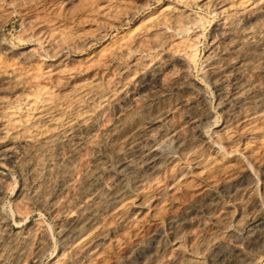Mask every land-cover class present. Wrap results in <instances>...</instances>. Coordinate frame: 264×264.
Listing matches in <instances>:
<instances>
[{
    "label": "rangeland",
    "instance_id": "rangeland-1",
    "mask_svg": "<svg viewBox=\"0 0 264 264\" xmlns=\"http://www.w3.org/2000/svg\"><path fill=\"white\" fill-rule=\"evenodd\" d=\"M36 1L37 0H34L33 2H36ZM38 1H39V4H35V3H33L31 5L26 4L23 7L19 4H16L9 12H6L3 15L1 23H0V46H1L0 47V55H1L0 61L2 62L1 66L4 64L3 66H5V67L17 68L19 70H24L26 72H30V67H33V66H35V67L37 66V68H39L43 71H47V69L49 71H51V70L55 71L56 69H62V70H64V72L61 76L58 77L57 75H53V77L51 79L50 78L44 79L46 82H43L45 84L52 85L53 88L55 89V91H57V92H62V91L64 92V91H66L65 89H70V87L72 86V84L74 82L79 81L81 79H97L103 83L109 82V80H110L112 82L111 89L112 90L114 89L116 99L114 102H112V104L108 105V107L96 106V108H97L96 109V108H94V106H92L93 104L91 103V100L89 99V97L84 96L81 98V102H80L81 105L84 106L85 108L90 107V112H91L92 117H93L92 120L95 124L94 133L93 132H91V134L87 133V131L85 130V126L79 122L76 124L75 133L74 132L73 133L68 132L62 128H60L58 130L59 140L63 146L62 150H65V148L67 149L68 145L77 146L76 147V153L74 154L73 165H71L70 167H68V165H66L64 163H61V161H59L60 155L58 153V148L56 147L57 142H54L50 146L51 148L49 147L50 151L48 150L45 152L42 151V149H38V147L36 145L28 147L25 155H23L22 159L20 160L21 164L19 167L22 170V177H21L20 173L17 171V168L15 166L13 167L14 158L11 155L3 156L4 157L3 159L0 158V179H5V181H6V182H3L4 189L2 192L3 193L2 199L0 201V222H1L0 223V232H5L6 228H7V231H10L9 233L12 234L13 238H17L18 242L21 241L19 243L20 247L27 245L28 249H30L31 247L34 248L32 252L30 250L27 252V254H26L27 259L25 258L26 259V260H24L25 263L23 262L22 264H29L30 259L32 257V254L36 250L35 246L37 248V245L39 244L41 239H43L44 234L50 233L48 235L54 236V242L52 243L53 246L51 244L50 248L46 252H44L45 255L43 254L42 259H41L42 264H46V263L48 264L49 260L51 258V255H53L56 250H58V249H60V247H62L63 240L61 239L59 234L56 232L57 226H55V225H59L63 221V217H62L63 215L62 214L65 211L63 207H66L67 204L69 203L70 198L75 195L76 190L73 191V189H75L76 187L78 188V186H79L78 184L80 182H82L83 177L85 175V172H87L89 174L93 171V169L94 170L97 169L96 167H97L98 163H101L103 165V167L105 168V169L96 170L97 173H101V170L102 171L105 170L104 173H102L103 179H106V176L108 175L109 178L107 179V181H119L120 180L123 184L126 185V192L131 198H137L138 197V195L140 193V188H139L138 183L135 181V178L130 173V171L128 169L123 168L119 163L120 158L122 156L126 155L128 152V148H127L128 145H127V141H125V138L127 137V132L129 130L132 131V130L136 129L137 127L140 128V131L142 132V134H141V138L139 139L138 146L141 150H145V149L147 150L156 144L157 146L163 147L165 150L169 151V149H170L169 147L173 146L172 143H174V138L171 135V133L173 132L172 130H174L175 128H178L179 125L183 124L184 126L186 125L185 126L186 131L185 130H183V131L186 135V143H188L189 140L192 138L191 135L193 134V132H192L193 130L189 131V130H191V129H189L190 125H191V127L193 126L194 132L198 131V130L206 129L208 126L207 119L205 117L204 112L202 111L203 107L207 106L205 108H208V110L211 111V113H212L211 120L212 121H216L218 123L222 119V121L219 122V123H221V122H224L228 119V117H229L228 113H231L232 111L234 113L238 112L241 108L243 109L244 105H245L244 108H248V107L253 106L252 97L258 91L257 89L252 88L249 91L245 92L242 95V99L239 101L234 98V93L236 91V86L238 85L239 81L243 77L249 76L253 71V69H252L253 65L250 62H248V60L251 57L253 59H257V61L261 60L259 62L262 65H264V52L263 51H255L254 45H253L257 36L262 35V33L259 32L257 29L254 30V33L252 36H250L248 38L240 39V41H238V43L234 46V48L230 49L229 51H223L221 49L224 46V44H226V42H227L226 41L227 35L224 33V30L222 29L223 27L229 26L230 24H232L234 22V20L240 21L241 23H243L245 25H249V24L252 25L254 23L255 18L252 15V12L247 11L241 16V14L238 13V8L236 5L228 8L224 11H220V10H218V8L214 7L211 4H203L204 0H171V1L170 0H138V1L132 0L129 3H127V0H90V1H88V0H80V1L76 0L77 2L79 1L78 3L76 1H72V0H54V1L53 0H38ZM229 1L234 2L235 4L238 2V0H229ZM90 4H91V6H93L90 9L91 11L90 10H88L87 12L84 11L83 8L85 6H89ZM111 4H113L112 7H111ZM119 4H120V6L117 7V5H119ZM129 4H130V6H129ZM166 5L167 6L168 5L181 6L183 8H186V10L190 11L194 16H196V17L198 16L197 17L198 20L203 18V19H201V21L199 20L198 25H197V27L200 30V32L202 33V35L200 33L201 36H199L195 40V43H197V45L195 44L196 48H193L189 53H175V54L171 53V51H169V49H168L169 42H166V40L167 41H170V40L165 38V36H164L165 34L164 35L161 34L162 36L160 34H156L157 31L160 29V27L162 28L163 26L156 24V22L154 23V21H152V17H154L160 11L165 9ZM138 6H142L143 8H141L140 10H135V8ZM124 7H126L125 12L129 11L126 14L127 16L125 15L123 20L119 21L117 24L105 27V29H103L105 31V33H104V31H101L102 32L101 35L98 36L93 42L86 43V44H84L85 46L84 45L83 46L82 45H72L70 48L66 49V51L63 53L58 52V51H55L53 53V51H52L53 44L55 42H57L58 39H56V37H55L56 34L53 35V37L50 36V34H51L50 30L55 29L54 31H56V30L59 31V29H66L67 28L68 30L71 29L72 31L76 30V32H79V33L89 32L88 30H92L94 28V24L89 23V25H88L87 23H85V21L83 20L84 16H85L84 12H86V14L89 13V15H91L92 18L95 19V22H98V23L103 22L104 23V22H107L108 20H110L118 12V10H121V8H124ZM131 7L133 8V10ZM260 8L261 9L264 8V2L261 3ZM114 12H116V13H114ZM11 13H13V14H11ZM40 13H41V15H40ZM232 14H235V15H232ZM21 15H23V16H21ZM63 17H64V19H62ZM30 18H32V19H30ZM35 18L38 20H36ZM233 18H234V20H233ZM67 19H69V20H67ZM237 19H239V20H237ZM105 20H107V21H105ZM142 20H143V22H142ZM99 21H101V22H99ZM56 24H58V25H56ZM129 25H131V26H129ZM144 25H146L148 27H146ZM149 25L152 26L153 28H149L150 27ZM164 26H167V23ZM208 26H209V28H208ZM39 27L42 29H40ZM135 27H136V29H135ZM148 29H152V30H148ZM45 30H47V31H45ZM82 30H84V31H82ZM25 31H27V32H25ZM128 32L130 34L136 35L139 39L138 41H140V42L138 44L128 42L126 40V38L130 35ZM53 33H55V32H53ZM153 33H155V35ZM153 35H154V37H153ZM16 36L18 38H16ZM32 36L34 38H32ZM28 37H30V38L28 39ZM154 41H156L157 43L154 44L155 43ZM48 43H50L51 46ZM146 43L148 44V46ZM214 43H215V45H214ZM80 46H82V47H80ZM217 46H221V47L218 49V48H216ZM8 47H9V49H7ZM33 47H36V51H35L34 55L31 56L28 52ZM154 48L158 51V52L156 51L157 53L155 52ZM17 49H19V50H17ZM45 50H46V52H45ZM100 50H102V52ZM43 52L48 53L50 57L47 56V54H44ZM142 53H144V54H142ZM98 55H99V57H98ZM195 55H196V57H195ZM45 56H47V57H45ZM233 56H235V57H233ZM43 58H45V59H43ZM175 58H176V60H175ZM193 58H194V60H193ZM235 58H236V60H235ZM181 61H183V62H181ZM230 62H231V64H230ZM49 63H51V64H49ZM81 63H84V64H81ZM24 65H26V66H24ZM193 65H194V67H193ZM208 65H215V66L220 65L222 67L227 68L226 75L222 78H219V84L221 85V87L225 88L226 95L219 97L217 87L212 85L211 83H209L206 80V78L204 76V72H205V69L207 68ZM71 66H72V68H71ZM151 67H153V69ZM188 67H190V68H188ZM154 69H158L159 71L161 70L160 72H162L163 75L165 74L166 76H165V79L163 80L164 81L163 86H159L160 83L159 82L156 83L157 81L153 82L152 88H154V90L150 91V90H147L144 88L143 83H144L145 78H146L145 75ZM182 69L187 70V71L185 70V72H186V74H188L187 76H188L190 82H189V80L186 81L180 77ZM138 72L139 73L141 72V73L139 74ZM127 77H129V78L127 79ZM194 78H196V79L202 78V80L204 81V84L200 85L201 88H199V84L195 83L196 79H194ZM170 80H171V82H170ZM206 84H207V86H206ZM124 85H125V88L127 89L126 92H124V93L118 92V88H120ZM12 86H13V82L12 83L8 82L7 84L5 83L3 85H0V88H4L6 91L5 97H6L7 101H9V103L13 106V111L15 113V117L17 118L18 125L14 128H11L10 129L11 131L10 130L8 131L9 134L8 133L7 134L2 133V130L0 128V146L10 145L13 142H15L16 138L17 139L26 138L30 133L34 132V130H36L38 128L36 120H33V118L26 117L24 110L21 109L19 111V109L16 107V105H17L16 92ZM159 94H160V96H159ZM170 94H172V95H170ZM200 96H201V98H199ZM224 101H226V102H224ZM89 103L92 105H90ZM218 103H220V104H218ZM176 105H177V107H176ZM173 109H174V111H173ZM59 110L62 111L61 108H59ZM102 110H103V112H100ZM105 111H106V113H105ZM218 113H220V114H218ZM101 114H102V116H100ZM117 114L120 116H118ZM113 115H115V117H113ZM223 115H225V116H223ZM117 120L121 121V122L119 121L120 124L117 126V128L114 130V132H112V133L109 132L108 131L109 124H112L113 122H117ZM144 123H145V125H144ZM153 127L156 129L152 132H149V130L152 129ZM165 128L167 129V131ZM105 131L107 132V134ZM144 131H147V132L144 134L143 133ZM164 133H168L167 138L166 137L162 138V134H164ZM234 133H235L236 137L239 139V141L242 143L249 139L248 132L243 131L241 125H238V127L234 128ZM94 134H97V135L95 136ZM17 135H18V137H17ZM9 137H11V138H9ZM9 141H11L12 143ZM159 144L162 146H160ZM165 146H166V148H165ZM93 148H94V150H93ZM202 148L206 149V146H202ZM91 149H92V151H91ZM97 153H98V155H96ZM105 155H106V157H105ZM33 157H35V158H33ZM85 157H87V158H85ZM90 157H92V158H90ZM96 157H98V158H96ZM57 159H58V161H57ZM238 159L240 161L246 163V159L244 156L239 155ZM36 160H38V161H36ZM87 161L90 163H88ZM2 162H3V164H2ZM23 162H25V163H23ZM79 162H80V164H78ZM91 162L92 163L94 162L95 164L94 163L91 164ZM55 163H57V164H55ZM75 163H76V165H75ZM58 164H60V165H58ZM118 165H119V167H118ZM105 166H107V167H105ZM172 166L173 165L171 163H169L163 167L164 174L162 172V179L164 180V182L167 181V176H168L167 173L171 171L170 169H173ZM187 166L191 167V164H188ZM40 167L42 168V170ZM51 167H52V169H51ZM75 168H76V170H75ZM106 168H107V170H106ZM14 170H16V171H14ZM262 170H264V169H261L259 171V173L261 172L260 174L262 175V173H263V175H264V171H262ZM71 172H73V174L75 172V174L73 175ZM78 172H79V174H78ZM1 176H3V177L1 178ZM4 176H5V178H4ZM26 176H28V177H26ZM45 177H47V178H45ZM240 177H241V181L239 178L237 180L238 183H236V184H231V182L229 184H227L225 182V180L221 177L218 178V180L215 182H203V184H201V186L199 187L201 189H196V191H194L193 198H192V196L186 197L184 199L182 197V199L180 201L178 200L175 202H173L174 200H169L173 204V206H174L173 210L175 212L173 210H170V211H168V215H166V216H161V215H159L157 217L152 216L150 218V220L147 223H145V225L143 226L142 231H143V236L145 237L144 240L145 241L146 240L151 241L152 238L155 237L157 240H159L160 243L168 244L169 238L171 237V235L174 232H176L178 230L187 231V230H194V229H197V233H196L197 238H207L205 231L202 230L203 228H206L208 232L210 231V232H213L214 234H216L218 241L221 242L222 247L220 248V254L218 257H212L209 255V252H207V251L198 250L195 253H193L192 251L190 252L189 245L191 242H189L190 241L189 238H187L186 235H184V237L181 239V245H183V246L181 247L180 252L184 256H191L192 257L191 264H239V261L245 256V254L246 255L249 254L248 255L249 257H252V256L256 257L257 260L254 264H264V248H261L258 246L253 247V245H251V244H253L252 242L255 241V238L257 236V233L255 232L256 231L255 226H257L256 229H258V230L259 229L264 230V216L261 217L260 224L253 225V223H251L252 225L250 224V227H244V226L240 225L239 227L235 228L234 235L229 236L223 230L218 229V224L216 222H214L213 216L211 215V213H212L211 211L215 212L216 214L217 213L219 214L220 212L223 213L225 211L231 212V214L227 215L228 219H229L230 215L238 212V208L234 203L233 195H234L236 190L240 192L243 184H245L246 181L249 180L247 172H243ZM51 178H53V179H51ZM61 178H63V179H61ZM75 178H76V180H75ZM65 179H67V180H65ZM13 180L14 181L16 180L17 182H14ZM21 180H23V183L25 185L24 188H25V190L28 194V197H29L27 200V204L24 208H22V207L18 208L17 207L19 205V203H18L19 200L16 197L17 195L15 192L17 190V188L20 186V184L22 182ZM52 180H54V181H52ZM242 180H243V182H242ZM77 181H78V183H77ZM12 182H13V184H12ZM73 182H75L76 184L75 183L73 184ZM35 184H37V185H35ZM67 184H68V186H67ZM72 184L74 185V187H72L73 186ZM46 186H48V187H46ZM52 186H53V188H52ZM64 186L65 187L67 186L68 188L67 187L65 188ZM35 188H36V190H35ZM66 189H68V191L70 192V193L68 192L70 194L69 196L67 194ZM209 189H210V191H209ZM215 191H216V193H215ZM129 192H130V194H129ZM197 192H199V193H197ZM62 193L66 194V196ZM154 193H155L154 196H156L158 194V192H156V191ZM258 193H260V192H258ZM29 195H31V196H29ZM40 195H42V196H40ZM60 195L63 199L60 197ZM213 195H215V196H213ZM53 196H54V198H53ZM36 197H37V199H36ZM210 197H212V198H210ZM182 200H184V201L182 202ZM38 201L40 202V204H38L39 203ZM56 201L59 202L58 205H60L63 201V203H62L63 206L62 205H60V207H58V205L56 206V204H57ZM14 202H15V207H17V208L14 207ZM8 203H10V205ZM185 203H187V204H185ZM41 204H43V206ZM37 205H38V207H37ZM39 205L41 208L39 207ZM179 205H182V206L179 207ZM44 207H45V209L48 210V213H45L44 211H42V208H44ZM48 207H50V208H48ZM84 207H85V211H87L89 209L88 205L85 203H84ZM191 207H192V209H191ZM7 208H8V210H7ZM20 208H22V209L20 210ZM51 208H53V209H51ZM10 209H11V211H10ZM226 209H228V210H226ZM26 211H28V213ZM36 211H37V213H36ZM11 212H12V214H11ZM54 212H56V214H54ZM58 212H61V213H58ZM16 213L23 215L22 219H21V221L23 223H29V224L34 225V231L31 233L32 236L31 235H30V237L27 236L28 234H26L25 231L19 233V235H18V233L16 232V228H17L16 226H18V223H17L16 219L14 218V216L12 217V215H15ZM41 213H43V214H41ZM49 213H50V215H49ZM53 214L55 215V217H53L54 216ZM262 215H264V210L262 212ZM5 216H7V217H5ZM2 217H3V219H2ZM104 217H106L108 219V221L110 222V226L113 225L112 229L113 230L115 229V232H118L116 235L119 237H122V233H120V230L125 225V222L121 219L118 220V218L115 219L116 217L110 216V213H108V212L106 214H104ZM153 217H155V218H153ZM174 217H177L176 220H172ZM24 219H25V221H24ZM30 219H31V221H30ZM56 219L58 221H56ZM94 219L96 221H98V219H100V217L98 215L97 216L95 215ZM111 219H112V221H111ZM171 220H172V222H171ZM34 221L35 222L37 221V222L35 223ZM54 221H56V222H54ZM185 221H187V222H185ZM14 222L17 225H15ZM190 222H191V224H190ZM202 222H203V224H202ZM207 222L209 223V225ZM50 223H51V225H50ZM55 223H57V224H55ZM149 224H151V225H149ZM3 225L4 226L7 225V227H4ZM201 226H202V229H201ZM150 227H152V228H150ZM38 228H39V230H38ZM155 228H157V229H155ZM252 228H254V229L251 232ZM43 229H45V231ZM49 229H50V231H49ZM236 229H237V231H236ZM46 230H47V232H46ZM156 230L161 232V236L160 235L159 236H153V233ZM211 230H214V231H211ZM43 231H44V233H43ZM165 231L167 233H165ZM37 233H38V235H37ZM39 234H41V237ZM150 234H152V235H150ZM24 235H26V237ZM220 235H221V237H219ZM253 235H254V237H252ZM33 237L35 240L31 239ZM132 238H133V240L131 241ZM161 238H162V240H161ZM4 241L6 242V240H4V239L2 240V237H0V242L4 243ZM130 241H131V243H130ZM31 242L32 243L34 242V243L32 244ZM23 243H25V244H23ZM138 243H139V240L135 239V237L131 234L130 240L126 243V245L124 247L126 250L124 248L122 250L117 249V246L115 244H113L114 247L112 246V249L108 252L109 253L108 255L110 256V259H111L110 264H145L144 260L142 258L140 259V257H138L139 256V246H138L139 244ZM210 243H209L210 245H208V247L213 248L214 244H212V242H210ZM228 244H229V246H228ZM235 245L236 246L239 245L238 247H239V249H242V252L237 251L235 249ZM131 246H133V247H131ZM244 246H245V248H244ZM248 246H250V247H248ZM32 248H31V250H32ZM128 248H131V249H128ZM228 248H229V250H228ZM248 249H249V251H248ZM120 251H123V252H120ZM117 252H120V253H117ZM229 252H231V253H229ZM223 253H225V254L223 255ZM29 254H30V257H29ZM119 254H120V256H119ZM117 255H118V257H116ZM135 256L137 258H135ZM199 256H200V258H199ZM114 257H116L115 260H114ZM0 258H1L0 264H7V262L9 264H11V263L15 264V262L13 260L14 258L11 256L6 257V258H4V257H0ZM125 258L126 259L129 258V259L126 260ZM194 258H195V260H194ZM123 259H125V260H123ZM196 259H198L199 261ZM205 259H206V261H205ZM218 259L221 261H219ZM172 263L175 264L176 262L172 261ZM94 264H97V263H94Z\"/></svg>",
    "mask_w": 264,
    "mask_h": 264
},
{
    "label": "bare ground",
    "instance_id": "bare-ground-1",
    "mask_svg": "<svg viewBox=\"0 0 264 264\" xmlns=\"http://www.w3.org/2000/svg\"><path fill=\"white\" fill-rule=\"evenodd\" d=\"M34 0H0V23L3 15L6 12H9L16 4L21 5L22 7L26 4H39V1L33 2ZM54 1V0H53ZM76 1V0H72ZM80 1V0H79ZM78 1V2H79ZM90 1V0H88ZM132 0H127L129 3ZM138 1V0H137ZM171 1V0H170ZM77 2V1H76ZM77 2V3H78ZM111 2V1H110ZM109 2V3H110ZM181 2V1H180ZM179 2V3H180ZM264 0H238L235 4L229 0H204L203 4H211L214 7L218 8L220 11H224L234 5L238 8V13L241 16L247 12H252L255 20L252 25H245L240 21L234 20V24L225 26L222 29L227 35V42L221 48L223 51H229L234 48V46L242 38H248L253 35L254 30L257 29L262 33L261 36H257L253 45L255 51L264 52V8L261 9L260 5ZM65 3V2H64ZM91 3V2H90ZM126 3V2H125ZM132 3V2H131ZM137 3V2H136ZM173 3V2H172ZM178 3V2H177ZM185 3V2H184ZM193 3V2H192ZM41 4V3H40ZM59 4V3H58ZM71 4V3H70ZM105 4V3H104ZM170 4V3H169ZM186 4V3H185ZM98 5V4H97ZM108 5V4H107ZM113 4H111L112 7ZM126 5V4H125ZM124 5V6H125ZM146 5V4H145ZM182 5V4H181ZM187 5V4H186ZM38 6V5H37ZM49 6V5H48ZM90 6V7H89ZM85 6L84 11L91 9V4ZM117 5V7H119ZM130 6V4H129ZM160 6V5H159ZM189 6V5H188ZM187 6V7H188ZM200 6V5H199ZM36 7V6H35ZM106 7V6H105ZM165 7V6H164ZM203 7V6H202ZM42 8V7H41ZM53 8V7H52ZM72 8V7H71ZM98 8V7H97ZM132 8V7H131ZM142 6H138L135 10H140ZM162 8V7H161ZM234 8V7H233ZM35 9V8H34ZM33 9V10H34ZM48 9V8H47ZM60 9V8H59ZM232 9V8H231ZM235 9V8H234ZM23 10V9H22ZM126 7L118 10L110 20H105L107 22H95V19L92 18L89 13L84 16V21L89 25V23L94 24L92 30L89 32L79 33L76 30L59 29L54 31L50 30V36L55 35L57 42L53 44L52 51L65 52L66 49L70 48L72 45H84L86 43L93 42L98 36L101 35V31H104L105 27L115 25L119 21L123 20L124 16L129 12H125ZM131 10V9H130ZM133 10V8H132ZM192 10V9H191ZM24 11V10H23ZM29 11V10H28ZM91 11V10H90ZM34 12V11H33ZM79 12V11H78ZM110 12V11H109ZM131 12V11H130ZM148 12V11H147ZM208 12V11H207ZM215 12V11H214ZM218 12V11H217ZM59 13V12H58ZM132 13V12H131ZM155 13V12H154ZM13 14V13H11ZM19 14V13H18ZM65 14V13H64ZM99 14V13H98ZM109 14V13H108ZM157 14V13H156ZM213 14V13H212ZM238 14V15H239ZM41 15V13H40ZM207 15V14H206ZM235 15V14H232ZM246 15V14H245ZM23 16V15H21ZM74 16V15H73ZM82 16V15H81ZM105 16V15H104ZM108 16V15H107ZM127 16V15H126ZM20 17V16H19ZM35 17V16H34ZM43 17V16H42ZM57 17V16H56ZM71 17V16H70ZM98 17V16H97ZM198 17V16H197ZM194 16L190 11L186 10L178 5H166L165 9L160 11L157 15L152 17V21L156 24L162 25L163 27L157 31L156 34H162L166 39H169V51L171 53H189L195 47V40L202 35L197 25L199 20ZM247 17V16H246ZM142 18V17H141ZM214 18V17H213ZM229 18V17H228ZM32 19V18H30ZM36 19V18H35ZM46 19V18H45ZM48 19V18H47ZM64 19V17L62 18ZM73 19V18H72ZM130 19V18H129ZM148 19V18H147ZM6 20V19H5ZM29 20V19H28ZM38 20V19H36ZM49 20V19H48ZM54 20V19H53ZM69 20V19H67ZM102 20V19H101ZM168 20V21H167ZM213 20V19H212ZM211 20V21H212ZM225 20V19H224ZM231 20V19H230ZM239 20V19H237ZM242 20V19H241ZM247 20V19H246ZM4 21V20H3ZM7 21V20H6ZM33 21V20H32ZM42 21V20H41ZM47 21V20H46ZM52 21V20H51ZM74 21V20H73ZM30 22V21H29ZM36 22V21H35ZM45 22V21H44ZM49 22V21H48ZM143 22V20H142ZM145 22V21H144ZM220 22V21H219ZM50 23V22H49ZM48 23V24H49ZM167 23V26H164ZM226 23V22H225ZM3 24V23H2ZM78 24V23H77ZM219 24V23H218ZM8 25V24H7ZM41 25V24H40ZM55 25V24H54ZM58 25V24H56ZM69 25V24H68ZM73 25V24H72ZM155 25V24H154ZM65 26V25H64ZM131 26V25H129ZM146 26V25H144ZM150 26V25H149ZM157 26V25H156ZM215 26V25H214ZM213 26V27H214ZM27 27V26H26ZM74 27V26H73ZM148 27V26H146ZM36 28V27H35ZM40 28V27H39ZM56 28V27H55ZM71 28V27H70ZM77 28V27H76ZM86 28V27H85ZM91 28V27H90ZM126 28V27H125ZM149 28H153L150 26ZM209 28V26H208ZM42 29V28H40ZM78 29V28H77ZM136 29V27H135ZM157 29V28H156ZM79 30V29H78ZM81 30V29H80ZM124 30V29H123ZM152 30V29H148ZM47 31V30H45ZM55 33H53V32ZM75 31V32H74ZM84 31V30H82ZM86 31V30H85ZM136 31V30H135ZM15 32V31H14ZM27 32V31H25ZM24 32V33H25ZM49 32V31H48ZM212 32V31H211ZM37 33V32H36ZM105 33V31H104ZM129 33V32H128ZM132 33V32H131ZM201 33V35H200ZM216 33V32H215ZM221 33V32H220ZM23 34V33H22ZM130 34V33H129ZM128 34V35H129ZM155 35V33H153ZM29 35V34H28ZM41 35V34H40ZM47 35V34H46ZM127 35V36H128ZM138 35V34H137ZM153 35V37H154ZM161 35V36H162ZM24 36V35H23ZM27 36V35H26ZM25 36V37H26ZM43 36V35H42ZM105 36V35H104ZM140 36V35H139ZM157 36V35H156ZM155 36V37H156ZM217 36V35H216ZM39 37V36H38ZM144 37V36H143ZM158 37V36H157ZM16 38H18L16 36ZM30 37H28L29 39ZM32 38H34L32 36ZM51 38V37H50ZM101 38V37H100ZM116 38V37H115ZM164 38V39H165ZM218 38V37H217ZM27 39V38H26ZM27 39V40H28ZM48 39V38H47ZM124 39V38H123ZM143 39V38H142ZM154 39V38H153ZM156 39V38H155ZM215 39V38H214ZM126 40L128 42L138 44V37L134 34H130ZM150 40V39H149ZM162 40V39H161ZM121 41V40H120ZM220 41V40H219ZM6 42V41H5ZM30 42V41H29ZM53 42V41H52ZM143 42V41H142ZM156 44L157 42L154 41ZM223 42V41H222ZM45 43V42H44ZM120 43V42H119ZM151 43V42H150ZM43 44V43H42ZM47 44V43H46ZM50 44V43H48ZM147 44V43H146ZM37 45V44H36ZM45 45V44H44ZM92 45V44H91ZM119 45V44H118ZM142 45V44H141ZM215 45V43H214ZM240 45V44H239ZM34 46V45H33ZM51 46V44H50ZM80 46V47H82ZM85 46V45H84ZM107 46V45H106ZM130 46V45H129ZM145 46V45H144ZM148 46V44H147ZM163 46V45H162ZM222 46V45H221ZM217 46L216 48H220ZM1 47V46H0ZM37 47V46H36ZM36 47H33L29 50L31 56L34 55ZM40 47V46H39ZM44 47V46H43ZM105 47V46H104ZM127 47V46H126ZM125 47V48H126ZM138 47V46H137ZM143 47V46H142ZM146 47V46H145ZM161 47V46H160ZM246 47V46H245ZM90 48V47H89ZM98 48V47H97ZM128 48V47H127ZM152 48V47H151ZM9 49V47L7 48ZM44 49V48H43ZM75 49V48H74ZM91 49V48H90ZM155 49V48H154ZM159 49V48H158ZM208 49V48H207ZM236 49V48H235ZM19 50V49H17ZM88 50V49H87ZM104 50V49H103ZM133 50V49H132ZM131 50V51H132ZM143 50V49H142ZM4 51V50H3ZM69 51V50H68ZM77 51V50H76ZM102 52V50H100ZM157 50L155 49V52ZM222 51V52H223ZM235 51V50H234ZM250 51V50H249ZM46 52V50H45ZM88 52V51H87ZM95 52V51H94ZM108 52V51H107ZM158 52V51H157ZM156 52V53H157ZM211 52V51H210ZM214 52V51H213ZM262 52V53H263ZM7 53V52H6ZM44 53V52H43ZM60 53V54H61ZM139 53V52H138ZM249 53V52H248ZM23 54V53H22ZM26 54V53H25ZM49 56L48 53H44ZM73 54V53H72ZM77 54V53H76ZM85 54V53H84ZM100 54V53H99ZM131 54V53H130ZM144 54V53H142ZM202 54V53H201ZM221 54V53H220ZM225 54V53H224ZM231 54V53H230ZM93 55V54H92ZM112 55V54H111ZM125 55V54H124ZM132 55V54H131ZM150 55V54H149ZM153 55V54H152ZM158 55V54H157ZM194 55V54H193ZM245 55V54H244ZM1 56V55H0ZM3 56V55H2ZM5 56V55H4ZM18 56V55H17ZM45 56V57H47ZM114 56V55H113ZM211 56V55H210ZM22 57V56H21ZM50 57V56H49ZM58 57V56H57ZM79 57V56H78ZM99 57V55H98ZM109 57V56H108ZM156 57V56H155ZM154 57V58H155ZM158 57V56H157ZM167 57V56H166ZM194 57V56H193ZM196 57V55H195ZM199 57V56H198ZM225 57V56H224ZM230 57V56H229ZM228 57V58H229ZM235 57V56H233ZM39 58V57H38ZM42 58V57H41ZM88 58V57H87ZM101 58V57H100ZM128 58V57H127ZM136 58V57H135ZM145 58V57H144ZM182 58V57H181ZM45 59V58H43ZM58 59V58H57ZM115 59V58H114ZM168 59V58H167ZM192 59V58H191ZM190 59V60H191ZM214 59V58H213ZM246 59V58H245ZM249 59V58H248ZM259 59V58H258ZM14 60V59H13ZM62 60V59H61ZM145 60V59H144ZM150 60V59H149ZM160 60V59H159ZM176 60V58H175ZM194 60V58H193ZM236 60V58H235ZM92 61V60H91ZM152 61V60H151ZM150 61V62H151ZM173 61V60H172ZM221 61V60H220ZM247 61V60H246ZM257 59L252 57L248 60L253 65V71L249 76L243 77L238 85L236 86V91L234 93V98L236 100H241L242 95L249 91L250 89H257L255 95L252 97L253 106L248 108H241L238 112L228 113L229 117L226 121L217 123L212 121V113L208 108L203 107L202 111L205 114L207 119V128L203 130H198L194 132L193 126H189V131H192L191 139L186 143V135L183 130L186 131V125H179L178 128L172 130L171 135L174 138L173 146H170L168 150H165L163 147H159L156 144L149 149L141 150L138 146L139 139L141 138L142 132L140 128H136L132 131L127 132V141L128 152L126 155L122 156L119 160L120 165L128 169L130 173L134 176L135 181L138 183L140 188V193L137 198H131L126 192V185L119 181H107L109 178L108 175L106 179L102 178V173H97L98 169H105L101 163L97 164V169L87 173L83 177L82 182L78 185L74 196H72L67 204V208H64L63 212V221L57 226L56 232L59 234L63 240L62 247L56 250L49 260L48 264H110L111 259L108 255L109 251L112 249L113 244L117 246V249H123L126 243L130 240L131 234L135 239L139 240V256L140 259L144 260L145 264H174L172 261H175V264H191L192 257L184 256L180 250L183 245H181V239L186 235L189 238V250L195 253L196 251H207L212 257H218L220 254L221 242L218 241L217 235L213 232H208L206 228L201 229L205 231L207 238H197L196 233L197 229L181 231L178 230L174 232L169 238L168 244L160 243L155 237L152 240H144L143 236V226L147 223L152 216H166L168 211L173 210L174 206L169 200L180 201L183 197L193 198V193L196 189L199 188L203 182H215L218 178H223L227 184L238 183V179L241 181V174L243 172L248 173L249 180H245L246 183L243 184L242 189L235 191L233 195L234 203L238 208V212L230 215L228 219V214L231 212L215 213L211 211L214 222L218 224V229L223 230L229 236L234 235L235 228L241 226L250 227V224H260V219L262 212L264 210V175L259 173L261 169H264V65H262ZM14 62V61H13ZM35 62V61H34ZM121 62V61H120ZM183 62V61H181ZM193 62V61H192ZM0 61V85L12 83L13 88L16 92V107L24 110L25 116L33 118L36 120L38 128L34 132L30 133L26 138L17 139L15 142H11L10 145L0 146V158L3 156L11 155L14 158L13 167L17 168V171L22 177V170L20 169V160L23 155H25L28 147L36 145L38 149L42 151H48L51 145L54 142H57L58 153L60 155L59 161L70 167L73 165L74 154L76 153V147L68 145L67 149H63L62 143L59 140L60 128L68 131H76V124L79 122L85 126L87 133L93 132L95 130V124L92 120V114L90 112V107L85 108L81 105V98L84 96L89 97L91 100L90 104L96 108L108 107L115 101L116 96L114 89H111L112 82L103 83L97 79H81L72 84L70 89H65L66 91L57 92L52 85L45 84L44 79L52 78L53 75L61 76L64 72L62 69H56L55 71H43L37 66L30 67V72L24 70H19L17 68H9L1 66ZM53 63V62H52ZM76 63V62H75ZM74 63V64H75ZM86 63V62H85ZM90 63V62H89ZM111 63V62H110ZM146 63V62H145ZM189 63V62H188ZM191 63V62H190ZM200 63V62H199ZM221 63V62H220ZM12 64V63H11ZM14 64V63H13ZM45 64V63H44ZM51 64V63H49ZM69 64V63H68ZM73 64V65H74ZM84 64V63H81ZM106 64V63H105ZM118 64V63H117ZM202 64V63H201ZM205 64V63H204ZM203 64V65H204ZM231 64V62H230ZM240 64V63H239ZM21 65V64H20ZM37 65V64H36ZM41 65V64H40ZM77 65V64H76ZM114 65V64H113ZM125 65V64H124ZM130 65V64H129ZM141 65V64H140ZM170 65V64H169ZM177 65V64H176ZM181 65V64H180ZM15 66V65H14ZM26 66V65H24ZM50 66V65H49ZM48 66V67H49ZM133 66V65H132ZM142 66V65H141ZM148 66V65H147ZM57 67V66H56ZM81 67V66H80ZM85 67V66H84ZM116 67V66H115ZM157 67V66H156ZM184 67V66H183ZM186 67V66H185ZM194 67V65H193ZM204 67V66H203ZM232 67V66H231ZM65 68V67H64ZM70 68V67H69ZM72 68V66H71ZM109 68V67H108ZM137 68V67H136ZM153 69V67H151ZM190 68V67H188ZM244 68V67H243ZM142 69V68H141ZM71 70V69H70ZM97 70V69H96ZM176 70V69H175ZM186 70V69H185ZM184 69H182L180 77L186 81L189 80L188 74H186ZM189 70V69H188ZM203 70V69H202ZM256 70V71H255ZM103 71V70H102ZM136 71V70H135ZM161 71V70H160ZM158 69H154L151 72L145 75V81L143 86L147 90H154L152 88V83H160L159 86H163L165 74L163 75ZM187 71V70H186ZM200 71V70H199ZM244 71V70H243ZM85 72V71H84ZM93 72V71H92ZM180 72V71H179ZM227 68L222 66L208 65L205 69L204 76L206 80L212 85L217 87L219 97L226 95L225 88L221 87L219 84V78H222L226 75ZM230 72V71H229ZM246 72V71H245ZM80 73V72H79ZM113 73V72H112ZM127 73V72H126ZM139 73V72H138ZM141 73V72H140ZM139 73V74H140ZM146 73V72H145ZM248 73V72H247ZM263 73V74H262ZM168 74V73H167ZM199 74V73H198ZM245 74V73H244ZM249 74V73H248ZM129 75V74H128ZM201 75V74H200ZM243 75V74H242ZM66 76V75H65ZM114 76V75H113ZM132 76V75H131ZM130 76V77H131ZM136 76V75H135ZM196 76V75H195ZM203 76V75H202ZM201 76V77H202ZM236 76V75H235ZM79 77V76H78ZM94 77V76H93ZM179 77V78H180ZM198 77V76H197ZM55 78V77H54ZM81 78V77H80ZM129 77H127L128 79ZM191 78V77H190ZM241 78V77H240ZM59 79V78H58ZM118 79V78H117ZM142 79V78H141ZM196 79V78H194ZM225 79V78H224ZM239 79V78H238ZM68 80V79H67ZM78 80V79H77ZM102 80V79H101ZM107 80V79H106ZM131 80V79H130ZM173 80V79H172ZM74 81V80H73ZM194 81V80H193ZM192 81V82H193ZM142 82V81H141ZM171 82V80H170ZM190 82V80H189ZM237 82V81H236ZM180 83V82H179ZM195 83L200 85L204 84L202 78L196 79ZM60 84V83H59ZM117 84V83H116ZM129 84V83H128ZM166 84V83H165ZM178 84V83H177ZM227 84V83H226ZM142 85V84H141ZM140 85V86H141ZM179 85V84H178ZM189 85V84H188ZM191 86V85H190ZM207 86V84H206ZM211 86V85H210ZM228 86V85H227ZM6 87V86H5ZM8 87V86H7ZM56 87V86H55ZM61 87V86H60ZM120 87V86H119ZM213 87V86H212ZM128 88V87H127ZM162 88V87H161ZM211 88V87H210ZM214 88V87H213ZM136 89V88H135ZM169 89V88H168ZM206 89V88H205ZM212 89V88H211ZM210 89V90H211ZM68 90V91H67ZM116 90V89H115ZM125 85L118 88V92H126ZM143 90V89H142ZM180 90V89H179ZM197 90V89H196ZM214 90V89H213ZM231 90V89H230ZM173 91V90H172ZM169 92V91H168ZM154 93V92H153ZM159 93V92H158ZM175 93V92H174ZM6 91L4 88H0V128L2 133L7 134L11 128H14L18 125L17 118L13 111V106L7 101L5 97ZM191 94V93H190ZM127 95V94H126ZM154 95V94H153ZM172 95V94H170ZM203 95V94H202ZM128 96V95H127ZM150 96V95H149ZM160 96V94H159ZM162 96V95H161ZM251 96V95H250ZM125 97V96H124ZM247 97V96H246ZM135 98V97H134ZM155 98V97H154ZM157 98V97H156ZM162 98V97H161ZM189 98V97H188ZM201 98V96L199 97ZM14 99V98H13ZM169 99V98H168ZM194 99V98H193ZM146 100V99H145ZM156 100V99H155ZM174 100V99H173ZM207 100V99H206ZM216 100V99H215ZM227 100V99H226ZM168 101V100H167ZM202 101V100H201ZM89 102V101H88ZM153 102V101H152ZM159 102V101H158ZM191 102V101H190ZM189 102V103H190ZM199 102V101H198ZM206 102V101H205ZM221 102V101H220ZM226 102V101H224ZM244 102V101H243ZM122 103V102H121ZM147 103V102H146ZM213 103V102H212ZM186 104V103H185ZM220 104V103H218ZM248 104V103H247ZM120 105V104H119ZM222 105V104H221ZM238 105V104H237ZM198 106V105H197ZM212 106V105H211ZM228 106V105H227ZM175 107V106H174ZM177 107V105H176ZM182 107V106H181ZM202 107V106H201ZM210 107V106H209ZM62 109V111L59 110ZM99 108V107H98ZM137 108V107H136ZM169 108V107H168ZM179 108V107H178ZM185 108V107H184ZM234 108V107H233ZM93 109V108H92ZM97 109V108H96ZM133 109V108H132ZM141 109V108H140ZM170 109V108H169ZM175 109V108H174ZM173 109V111H174ZM212 109V108H211ZM221 109V108H220ZM226 109V108H225ZM108 110V109H107ZM112 110V109H111ZM126 110V109H125ZM162 110V109H161ZM183 110V109H182ZM150 111V110H149ZM148 111V112H149ZM186 111V110H185ZM192 111V110H191ZM219 111V110H218ZM235 111V110H234ZM100 112H103L100 111ZM120 112V111H119ZM190 112V111H189ZM214 112V111H213ZM229 112V111H228ZM106 113V111H105ZM162 113V112H161ZM184 113V112H183ZM191 113V112H190ZM98 114V113H97ZM120 114V113H119ZM144 114V113H143ZM220 114V113H218ZM118 115V114H117ZM116 115V116H117ZM172 115V114H171ZM182 115V114H181ZM102 116V114L100 115ZM104 116V115H103ZM120 116V115H118ZM126 116V115H125ZM124 116V117H125ZM149 116V115H148ZM151 116V115H150ZM178 116V115H177ZM185 116V115H184ZM204 116V115H203ZM216 116V115H215ZM225 116V115H223ZM98 117V116H97ZM115 117V115H113ZM160 117V116H159ZM183 117V116H182ZM217 117V116H216ZM227 117V116H226ZM225 117V118H226ZM97 119V118H96ZM105 119V118H104ZM182 119V118H181ZM146 120V119H145ZM216 120V119H215ZM109 121V120H108ZM120 120L109 124L108 131L114 132L117 126L120 124ZM152 121V120H151ZM206 121V120H205ZM107 122V121H106ZM119 122V123H118ZM155 122V121H154ZM163 122V121H162ZM191 122V121H190ZM118 123V124H117ZM142 123V122H141ZM158 123V122H157ZM177 123V122H176ZM188 123V122H187ZM192 123V122H191ZM27 124V123H26ZM31 124V123H30ZM33 124V123H32ZM206 124V123H205ZM102 125V124H101ZM145 125V123H144ZM143 125V126H144ZM148 125V124H147ZM242 126L243 131H247L249 139L245 142H240L234 133V128ZM128 126V125H127ZM131 126V125H130ZM137 126V125H136ZM151 126V125H150ZM174 126V125H173ZM21 127V126H20ZM129 127V126H128ZM148 127V126H147ZM172 127V126H171ZM27 128V127H26ZM130 128V127H129ZM159 128V127H158ZM188 128V127H187ZM198 128V127H197ZM123 129V128H122ZM148 129V128H147ZM150 129V128H149ZM156 128H152L149 132L154 131ZM166 129V128H165ZM173 129V128H172ZM241 129V128H240ZM22 130V129H21ZM20 130V131H21ZM30 130V129H29ZM11 131V130H10ZM167 131V129H166ZM61 132V131H60ZM106 132V131H105ZM147 131H144L145 134ZM148 132V133H149ZM191 132V133H192ZM162 133V132H161ZM9 134V133H8ZM71 134V133H70ZM107 134V132H106ZM105 134V135H106ZM151 134V133H150ZM89 135V134H88ZM87 135V136H88ZM93 135V134H92ZM95 136L97 134H94ZM118 135V134H117ZM190 135V134H189ZM3 136V135H2ZM16 136V135H15ZM23 136V135H22ZM21 136V137H22ZM72 136V135H71ZM90 136V135H89ZM108 136V135H107ZM112 136V135H111ZM126 136V135H125ZM145 136V135H144ZM168 133L162 134V138H167ZM18 137V135H17ZM61 137V136H60ZM114 137V136H113ZM11 138V137H9ZM8 138V139H9ZM112 138V137H111ZM160 138V137H159ZM5 139V138H4ZM15 139V138H14ZM64 139V138H63ZM95 139V138H94ZM121 139V138H120ZM244 139V138H243ZM6 140V139H5ZM119 140V139H118ZM117 140V141H118ZM4 141V140H3ZM83 141V140H82ZM92 141V140H91ZM147 141V140H146ZM158 141V140H157ZM162 141V140H161ZM170 141V140H169ZM90 142V141H89ZM153 142V141H152ZM78 143V142H77ZM121 143V142H120ZM142 143V142H141ZM147 143V142H146ZM7 144V143H6ZM75 144V143H74ZM90 144V143H89ZM169 144V143H168ZM78 145V144H77ZM86 145V144H85ZM92 145V144H91ZM100 145V144H99ZM140 145V144H139ZM160 145V144H159ZM166 145V144H165ZM54 146V145H53ZM123 146V145H122ZM162 146V145H160ZM167 146V145H166ZM165 146V148H166ZM202 146H206V149H203ZM50 147V148H49ZM55 147V148H56ZM102 147V146H101ZM109 147V146H108ZM126 147V146H125ZM168 147V146H167ZM33 148V147H32ZM87 148V147H86ZM91 148V147H90ZM107 148V147H106ZM117 148V147H116ZM111 149V148H110ZM87 150V149H86ZM89 150V149H88ZM94 150V148H93ZM40 151V150H39ZM50 151V150H49ZM92 151V149H91ZM34 152V151H33ZM32 152V153H33ZM36 152V151H35ZM108 152V151H107ZM28 153V152H27ZM78 153V152H77ZM91 153V152H90ZM106 153V152H105ZM111 153V152H110ZM86 154V153H85ZM93 154V153H92ZM101 154V153H100ZM82 155V154H81ZM98 155V153L96 154ZM239 155H242L246 159V163L238 159ZM88 156V155H87ZM106 157V155H105ZM7 158V157H6ZM35 158V157H33ZM87 158V157H85ZM92 158V157H90ZM98 158V157H96ZM31 159V158H30ZM82 159V158H81ZM84 159V158H83ZM111 159V158H110ZM27 160V159H26ZM35 160V159H34ZM50 160V159H49ZM90 160V159H89ZM88 160V161H89ZM102 160V159H101ZM244 160V159H243ZM38 161V160H36ZM35 161V162H36ZM58 161V159H57ZM82 161V160H81ZM87 161V162H88ZM117 161V160H116ZM11 162V161H10ZM49 162V161H48ZM53 162V161H52ZM86 162V163H87ZM118 162V161H117ZM8 163V162H7ZM12 163V162H11ZM25 163V162H23ZM22 163V164H23ZM60 163V162H59ZM90 163V162H88ZM87 163V164H88ZM94 163V162H93ZM91 162V164H93ZM171 163L173 169L167 173V181L164 182L162 179L163 167L166 164ZM3 164V162H2ZM1 164V165H2ZM9 164V163H8ZM45 164V163H44ZM57 164V163H55ZM80 164V162L78 163ZM84 164V163H83ZM95 164V163H94ZM191 164V167L187 165ZM10 165V164H9ZM30 165V164H29ZM38 165V164H37ZM53 165V164H52ZM60 165V164H58ZM76 165V163H75ZM85 165V164H84ZM114 165V164H113ZM4 166V165H3ZM25 166V165H24ZM23 166V167H24ZM88 166V165H87ZM42 167V166H41ZM40 167V168H41ZM45 167V166H44ZM53 167V166H52ZM51 167V169H52ZM85 167V166H84ZM107 167V166H105ZM113 167V166H112ZM119 167V165H118ZM167 167V166H166ZM7 168V167H6ZM32 168V167H31ZM46 168V167H45ZM49 168V167H48ZM78 168V167H77ZM81 168V167H80ZM25 169V168H24ZM34 169V168H33ZM47 169V168H46ZM70 169V168H69ZM74 169V168H73ZM83 169V168H82ZM42 170V168H41ZM72 170V169H71ZM76 170V168H75ZM107 170V168H106ZM9 171V170H8ZM16 171V170H14ZM55 171V170H54ZM91 171V170H90ZM264 171V170H262ZM25 172V171H24ZM27 172V171H26ZM36 172V171H35ZM34 172V173H35ZM56 172V171H55ZM70 172V171H69ZM83 172V171H82ZM15 173V172H14ZM39 173V172H38ZM68 173V172H67ZM73 174V172H71ZM25 174V173H24ZM37 174V173H36ZM75 174V172H74ZM73 174V175H74ZM79 174V172H78ZM77 174V175H78ZM164 174V172H163ZM33 175V174H32ZM39 175V174H38ZM55 175V174H54ZM57 175V174H56ZM30 176V175H29ZM36 176V175H35ZM34 176V177H35ZM81 176V175H80ZM164 176V175H163ZM3 176H1L2 178ZM14 177V176H13ZM28 177V176H26ZM31 177V176H30ZM39 177V176H38ZM37 177V178H38ZM5 178V176H4ZM41 178V177H40ZM47 178V177H45ZM68 178V177H67ZM113 178V177H112ZM166 178V177H165ZM25 179V178H24ZM29 179V178H28ZM35 179V178H34ZM53 179V178H51ZM63 179V178H61ZM81 179V178H80ZM111 179V178H110ZM0 201L2 199V192L4 189L3 182H6L5 179H0ZM17 180V179H16ZM14 182H17V181ZM67 180V179H65ZM72 180V179H71ZM76 180V178H75ZM113 180V179H112ZM20 186L17 188L16 197L18 198L19 205L17 206L24 208L27 204L28 194L24 188L23 180H21ZM29 181V180H28ZM54 181V180H52ZM56 181V180H55ZM73 181V180H72ZM221 181V180H220ZM11 182V181H10ZM50 182V181H49ZM48 182V183H49ZM61 182V181H60ZM224 182V183H225ZM243 182V180H242ZM55 183V182H54ZM75 182H73L74 184ZM78 183V181H77ZM218 183V182H217ZM5 184V183H4ZM11 184V183H10ZM13 184V182H12ZM16 184V183H15ZM27 184V183H26ZM72 184V185H73ZM76 184V183H75ZM213 184V183H212ZM29 185V184H28ZM32 185V184H31ZM37 185V184H35ZM48 185V184H47ZM216 185V184H215ZM219 185V184H218ZM41 186V185H40ZM63 186V185H62ZM68 186V184H67ZM66 186V187H67ZM8 187V186H7ZM28 187V186H27ZM48 187V186H46ZM65 187V186H64ZM63 187V188H64ZM65 187V188H66ZM74 187V185L72 186ZM219 187V186H218ZM6 188V187H5ZM14 188V187H13ZM12 188V189H13ZM16 188V187H15ZM38 188V187H37ZM50 188V187H49ZM53 188V186H52ZM51 188V189H52ZM68 188V187H67ZM207 188V187H206ZM237 188V187H236ZM29 189V188H28ZM41 189V188H40ZM39 189V190H40ZM50 189V190H51ZM61 189V188H60ZM230 189V188H229ZM14 190V189H13ZM34 190V189H33ZM36 190V188H35ZM34 190V191H35ZM49 190V191H50ZM67 194L70 195L68 189ZM71 190V189H70ZM129 190V189H128ZM136 190V189H135ZM6 191V190H5ZM56 191V190H55ZM139 191V190H138ZM158 192L154 196V192ZM210 191V189H209ZM11 192V191H10ZM14 192V193H15ZM69 192V193H68ZM202 192V191H201ZM200 192V193H201ZM214 192V191H213ZM225 192V191H224ZM260 192V193H258ZM51 193V192H50ZM199 193V192H197ZM216 193V191H215ZM61 194V193H60ZM64 194V193H62ZM130 194V192H129ZM220 194V193H219ZM231 194V193H230ZM12 195V194H11ZM32 195V194H31ZM29 195V196H31ZM53 195V194H52ZM56 195V194H55ZM58 195V194H57ZM66 196V194H64ZM195 195V194H194ZM197 195V194H196ZM225 195V194H224ZM42 196V195H40ZM47 196V195H46ZM67 196V197H68ZM215 196V195H213ZM13 197V196H12ZM11 197V198H12ZM61 197V195H60ZM66 197V198H67ZM170 197V198H169ZM54 198V196H53ZM57 198V197H56ZM62 198V197H61ZM204 198V197H203ZM212 198V197H210ZM37 199V197H36ZM48 199V198H47ZM60 199V198H59ZM63 199V198H62ZM189 199V198H188ZM195 199V198H194ZM220 199V198H219ZM224 199V198H223ZM222 199V200H223ZM40 200V199H39ZM45 200V199H44ZM53 200V199H52ZM56 200V199H55ZM191 200V199H190ZM6 201V200H5ZM15 201V200H14ZM36 201V200H35ZM41 201V200H40ZM59 201V200H58ZM64 201V200H63ZM62 201V203H63ZM184 200H182L183 202ZM186 201V200H185ZM221 201V200H220ZM10 202V201H9ZM29 202V201H28ZM39 202V201H38ZM37 202V203H38ZM43 202V201H42ZM13 203V202H12ZM17 203V204H18ZM31 203V202H30ZM29 203V204H30ZM36 203V202H35ZM57 203V204H56ZM56 206L59 202L56 201ZM62 203L60 205H62ZM65 203V202H64ZM84 203L88 205V210L85 211ZM193 203V202H192ZM201 203V202H200ZM199 203V204H200ZM232 203V202H231ZM10 205V203H8ZM40 204V202L38 203ZM45 204V203H44ZM182 204V203H181ZM187 204V203H185ZM207 204V203H206ZM213 204V203H212ZM223 204V203H222ZM43 206V204H41ZM58 205V207H60ZM45 206V205H44ZM55 206V207H56ZM63 206V205H62ZM182 205H179V207ZM226 206V205H225ZM15 207V202H14ZM15 207V208H17ZM38 207V205H37ZM40 207V205H39ZM51 207V206H50ZM48 207V208H50ZM54 207V208H55ZM212 207V206H211ZM20 208V210L22 209ZM29 208V207H28ZM33 208V207H32ZM31 208V209H32ZM41 208V207H40ZM47 208V207H46ZM66 208V209H65ZM210 208V207H209ZM30 209V210H31ZM53 209V208H51ZM56 209V208H55ZM192 209V207H191ZM224 209V208H223ZM234 209V208H233ZM6 210V209H5ZM8 210V208H7ZM24 210V209H23ZM57 210V209H56ZM209 210V209H208ZM222 210V209H221ZM228 210V209H226ZM11 211V209H10ZM14 211V210H13ZM17 211V210H16ZM34 211V210H33ZM42 211L48 213V210L42 208ZM53 211V210H52ZM61 211V210H60ZM174 211V210H173ZM188 211V210H187ZM198 211V210H197ZM220 211V210H219ZM237 211V210H236ZM18 212V211H17ZM28 213V211H26ZM25 212V213H26ZM30 212V211H29ZM40 212V211H39ZM38 212V213H39ZM62 212V211H61ZM58 212V213H61ZM110 213V216L116 217L123 220L125 225L121 228L120 233L122 237L117 236L118 232H115V229H112L110 222L104 214ZM175 212V211H174ZM191 212V211H190ZM189 212V213H190ZM37 213V211H36ZM52 213V212H51ZM57 213V214H58ZM204 213V212H203ZM12 214V212H11ZM14 214V213H13ZM43 214V213H41ZM56 214V212H54ZM53 214V215H54ZM205 214V213H204ZM3 215V214H2ZM6 215V214H5ZM29 215V214H28ZM50 215V213H49ZM60 215V214H59ZM99 216L100 219L96 221L94 216ZM16 219L18 226H16V232H26L27 236H32L34 231V225L29 223H23L21 221V214L12 215ZM48 216V215H47ZM57 216V215H56ZM189 216V215H188ZM7 217V216H5ZM28 217V216H27ZM26 217V218H27ZM32 217V216H31ZM55 217V215L53 216ZM52 217V218H53ZM112 217V218H113ZM187 217V216H186ZM192 217V216H191ZM190 217V218H191ZM40 218V217H39ZM38 218V219H39ZM155 218V217H153ZM177 217H174L172 220H176ZM206 218V217H205ZM3 219V217H2ZM110 219V218H109ZM5 220V219H4ZM36 220V219H35ZM41 220V219H40ZM100 220V221H99ZM114 220V219H113ZM164 220V219H163ZM162 220V221H163ZM171 220V222H172ZM25 221V219H24ZM31 221V219H30ZM43 221V220H42ZM56 221H58L56 219ZM54 221V222H56ZM112 221V219H111ZM35 222V221H34ZM33 222V223H34ZM37 222V221H36ZM35 222V223H36ZM46 222V221H45ZM187 222V221H185ZM189 222V221H188ZM195 222V221H194ZM262 222V221H261ZM1 223V222H0ZM41 223V222H40ZM47 223V222H46ZM114 223V222H113ZM122 223V222H121ZM120 223V224H121ZM199 223V222H198ZM208 223V222H207ZM15 224V222H14ZM39 224V223H38ZM42 224V223H41ZM57 224V223H55ZM172 224V223H171ZM178 224V223H177ZM191 224V222H190ZM203 224V222H202ZM216 224V225H217ZM17 225V224H15ZM51 225V223H50ZM54 225V224H53ZM118 225V224H117ZM151 225V224H149ZM165 225V224H164ZM205 225V224H204ZM203 225V226H204ZM209 225V223H208ZM215 225V226H216ZM252 225V224H251ZM2 226V225H1ZM4 226V225H3ZM48 226V225H47ZM116 226V225H115ZM211 226V225H210ZM4 227H7L4 226ZM118 227V226H117ZM121 227V226H120ZM159 227V226H158ZM157 227V228H158ZM197 227V226H196ZM255 232L257 236L255 241L251 245L264 248V230L256 229ZM40 228V227H39ZM38 228V230H39ZM49 228V227H48ZM55 228V227H54ZM152 228V227H150ZM149 228V229H150ZM155 228V229H157ZM46 229V228H45ZM45 229H43L45 231ZM177 229V228H176ZM209 229V228H208ZM244 229V228H243ZM254 228L251 229V232ZM4 230V229H3ZM145 230V229H144ZM240 230V229H239ZM12 231V230H11ZM43 231V233H44ZM50 231V229H49ZM149 231V230H148ZM201 231V230H200ZM214 231V230H211ZM237 231V229H236ZM10 231L0 232V237L4 243L0 242V257H13L15 264L25 263L26 254L30 250L33 251L34 248L28 249L27 245L20 247V242L17 238H13ZM37 232V231H36ZM47 232V230H46ZM45 232V233H46ZM217 232V231H216ZM215 232V233H216ZM219 232V231H218ZM241 232V231H240ZM148 233V232H147ZM165 233H167L165 231ZM164 233V234H165ZM24 234V233H23ZM35 234V233H34ZM50 234V233H48ZM44 234L43 239L35 246V251L32 254L29 264H42L41 259L51 244L54 242V236ZM199 234V233H198ZM202 234V233H201ZM247 234V233H246ZM249 234V233H248ZM38 235V233H37ZM36 235V236H37ZM41 237V234H39ZM152 235V234H150ZM161 236V232L158 230L154 231L153 236ZM168 235V234H167ZM26 237V235H24ZM202 236V235H201ZM244 236V235H243ZM35 237V236H34ZM31 238V239H34ZM221 237V235L219 236ZM228 237V236H227ZM254 237V235L252 236ZM22 238V237H21ZM233 238V237H232ZM24 239V238H23ZM22 239V240H23ZM40 239V238H39ZM166 239V238H165ZM186 239V238H185ZM35 240V239H34ZM133 238L131 239V241ZM162 240V238H161ZM221 240V239H220ZM232 240V239H231ZM241 240V239H240ZM29 241V240H28ZM31 241V240H30ZM130 241V243H131ZM164 241V240H163ZM23 242V241H22ZM38 242V241H37ZM36 242V243H37ZM59 242V241H58ZM138 242V241H137ZM185 242V241H184ZM214 244L213 248H209L208 245ZM32 243V242H31ZM34 243V242H33ZM32 243V244H33ZM210 243V244H209ZM230 243V242H229ZM25 244V243H23ZM57 244V243H56ZM189 244V243H188ZM187 244V245H188ZM227 244V243H226ZM235 244V243H234ZM30 245V244H29ZM32 246V245H31ZM53 246V244H52ZM115 246V247H116ZM229 246V244H228ZM239 246V245H238ZM235 245L237 251L242 252V249ZM59 247V246H58ZM114 247V246H113ZM133 247V246H131ZM187 247V246H186ZM250 247V246H248ZM241 248V247H240ZM245 248V246H244ZM125 249V248H124ZM131 249V248H128ZM134 249V248H133ZM136 249V248H135ZM186 249V248H185ZM184 249V250H185ZM115 250V249H114ZM126 250V249H125ZM226 250V249H225ZM229 250V248H228ZM251 250V249H250ZM183 251V250H182ZM249 251V249H248ZM54 252V251H53ZM113 252V251H112ZM116 252V251H115ZM123 252V251H120ZM117 252V253H120ZM184 252V251H183ZM186 252V251H185ZM247 252V251H246ZM245 252V253H246ZM125 253V252H124ZM132 253V252H131ZM134 253V252H133ZM231 253V252H229ZM252 253V252H251ZM258 253V252H257ZM225 253H223L224 255ZM233 254V253H232ZM254 254V253H253ZM45 255V254H44ZM113 255V254H112ZM192 255V254H191ZM249 255V254H248ZM245 256L239 261V264H254L256 262V257ZM120 256V254H119ZM122 256V255H121ZM130 256V255H129ZM134 256V255H133ZM209 256V257H210ZM233 256V255H232ZM30 257V254H29ZM50 257V256H49ZM118 257V255L116 256ZM114 257V260L115 258ZM195 257V256H194ZM205 257V256H204ZM258 257V256H257ZM26 258V259H25ZM134 258V257H133ZM135 258H137L135 256ZM197 258V257H196ZM200 258V256H199ZM1 259V258H0ZM122 259V258H121ZM126 259V258H125ZM123 259V260H125ZM129 259V258H127ZM126 259V260H127ZM139 259V258H138ZM172 259V260H171ZM175 259V260H174ZM113 260V259H112ZM113 260V261H114ZM195 260V258H194ZM198 260V259H196ZM208 260V259H207ZM219 260V259H218ZM119 261V260H118ZM199 261V260H198ZM206 261V259H205ZM221 261V260H219ZM224 261V260H223ZM1 262V261H0ZM12 262V261H11ZM13 262V263H14ZM120 262V261H119ZM123 262V261H122ZM197 262V261H196ZM27 263V262H26ZM93 263V264H94ZM195 263V262H194ZM206 263V262H205ZM7 264H9L7 262ZM12 264V263H11ZM47 264V263H46Z\"/></svg>",
    "mask_w": 264,
    "mask_h": 264
}]
</instances>
